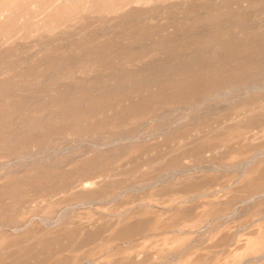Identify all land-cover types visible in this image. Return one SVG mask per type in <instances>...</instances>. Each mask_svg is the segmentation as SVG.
<instances>
[{"label": "rangeland", "instance_id": "1", "mask_svg": "<svg viewBox=\"0 0 264 264\" xmlns=\"http://www.w3.org/2000/svg\"><path fill=\"white\" fill-rule=\"evenodd\" d=\"M0 264H264V0H0Z\"/></svg>", "mask_w": 264, "mask_h": 264}, {"label": "bare ground", "instance_id": "2", "mask_svg": "<svg viewBox=\"0 0 264 264\" xmlns=\"http://www.w3.org/2000/svg\"><path fill=\"white\" fill-rule=\"evenodd\" d=\"M61 1H62V0H61ZM78 1H79V0H78ZM91 1H92V0H91ZM106 1H107V0H106ZM10 2H11V1H10ZM76 2H77V1H76ZM5 3H6V2H5ZM7 3H9V1H8ZM7 3H6V4H7ZM38 3H39V2H38ZM57 3H58V1H57ZM22 4H23V3H22ZM22 4H21V5H22ZM21 5H20V6H21ZM70 5L73 6L74 4L71 3ZM75 5H76V3H75ZM17 6L19 7V5H17ZM17 6H16V7H17ZM59 6H60V5H59ZM67 6H69V5H67ZM16 7H15V8H16ZM69 7H70V6H69ZM73 7H74V6H73ZM73 7H72V10L74 9ZM77 7H79V6H77ZM84 7H85V6H84ZM58 8H59V7H58ZM16 9H17V8H16ZM70 10H71V8H70ZM70 10H69V11H70ZM72 10H71V11H72ZM10 12H11V11H10ZM41 13H42V12H41ZM76 13H77V12H76ZM39 14H40V13H39ZM42 14H43V13H42ZM37 20H38V19H37ZM39 20H40V19H39ZM51 20H52V19H51ZM34 22H35V20H34ZM55 22H57V21H55ZM11 23H12V22H11ZM11 23H10V24H11ZM59 23H60V22H59ZM57 25H58V23H57ZM59 25H60V24H59ZM241 166H242V165H241Z\"/></svg>", "mask_w": 264, "mask_h": 264}]
</instances>
